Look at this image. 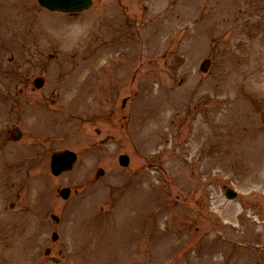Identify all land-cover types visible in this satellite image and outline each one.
Listing matches in <instances>:
<instances>
[{
    "label": "rangeland",
    "instance_id": "rangeland-1",
    "mask_svg": "<svg viewBox=\"0 0 264 264\" xmlns=\"http://www.w3.org/2000/svg\"><path fill=\"white\" fill-rule=\"evenodd\" d=\"M114 1L96 0L67 16L42 9L37 0H0V61L20 59L18 53L24 58L23 40L42 37L48 43L49 33L65 49L95 38L104 48L98 37L112 36L106 27L125 38L140 30L148 49L133 70L132 62L121 68L118 80L92 85L93 92L100 85L108 89L107 107L96 108L95 101L89 106V94L72 97L69 66L27 62L23 69L21 61L0 73V161L9 164L10 150L29 155L17 176L25 185L15 186L13 194L0 189V264H58L43 254L51 226L48 210L40 208L53 199L61 222L58 240L48 245L55 252L66 249L60 264H264V0H123L119 10ZM206 57L212 64L204 73ZM41 69L58 89L63 76L59 101L66 113L93 118L98 112L117 138L103 146L106 173L97 182L88 183L80 163L57 178L47 159L34 164V141L42 133H28L40 123L21 117L27 135L18 143L9 140L7 126L20 112L15 94L6 91L18 92L26 76ZM159 70L160 79L176 76L157 81L150 72ZM123 113L127 118L118 120ZM74 124L67 138L87 144L91 123ZM121 152L131 155L127 167L119 164ZM11 155L9 161L22 160L19 152ZM35 175L39 184L28 187ZM59 183L78 191L68 200L58 198ZM228 186L238 190L237 198L226 196Z\"/></svg>",
    "mask_w": 264,
    "mask_h": 264
},
{
    "label": "water",
    "instance_id": "water-1",
    "mask_svg": "<svg viewBox=\"0 0 264 264\" xmlns=\"http://www.w3.org/2000/svg\"><path fill=\"white\" fill-rule=\"evenodd\" d=\"M42 3H45L51 8H58L64 10H79L83 7L88 6L91 3V0H41ZM206 66H204L205 68ZM123 163H127L126 157H121ZM57 162L55 166L57 167ZM57 172V171H56ZM232 191L229 190V193Z\"/></svg>",
    "mask_w": 264,
    "mask_h": 264
},
{
    "label": "flooded vegetation",
    "instance_id": "flooded-vegetation-1",
    "mask_svg": "<svg viewBox=\"0 0 264 264\" xmlns=\"http://www.w3.org/2000/svg\"><path fill=\"white\" fill-rule=\"evenodd\" d=\"M23 94H34V95H37V96H34V97H24L23 99V102L21 103H24L27 105L31 104V105H34V106H37V107H32V108H35L37 111L40 110V108H38L39 105H42L45 103L47 97L45 96H42V92H37V91H31V92H27V93H23ZM30 98H33L34 100L33 101H30L29 99ZM24 106V107H26Z\"/></svg>",
    "mask_w": 264,
    "mask_h": 264
}]
</instances>
